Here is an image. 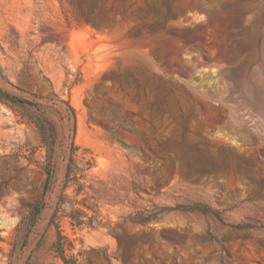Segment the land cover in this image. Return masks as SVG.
I'll return each instance as SVG.
<instances>
[{
  "label": "rangeland",
  "instance_id": "374dc122",
  "mask_svg": "<svg viewBox=\"0 0 264 264\" xmlns=\"http://www.w3.org/2000/svg\"><path fill=\"white\" fill-rule=\"evenodd\" d=\"M0 88V264H264V0H0Z\"/></svg>",
  "mask_w": 264,
  "mask_h": 264
},
{
  "label": "trees",
  "instance_id": "16d2710c",
  "mask_svg": "<svg viewBox=\"0 0 264 264\" xmlns=\"http://www.w3.org/2000/svg\"><path fill=\"white\" fill-rule=\"evenodd\" d=\"M168 14H169V8H168V6H166V15H168ZM163 28L164 27L157 28L156 31H161V30H163ZM0 100L4 101V102H18L21 104L33 105V103L31 101L26 100L24 98L16 97V96L4 91L2 88H0ZM65 104L67 105V107L70 110V112L72 113V115H74V110L71 107V105L69 104V102L66 101ZM75 150H76V148L72 149L71 155L69 157V160H68V163L66 166V171H65V176H64V188H66L69 185V182L71 181L70 177L72 175V165H73V161H74ZM50 180H51V171L47 170L46 178H45L44 186H43V190H42L41 199L36 204H34L32 206L30 213H29V216H28L27 221H26L27 224L29 225V227L34 224V222L38 218V214L44 208L43 196L49 188ZM76 185H78V184L76 183ZM82 191H83V189L80 187L75 189L76 194H81ZM61 203H62V198L60 197L58 199V202H57L58 207L61 205ZM58 207H56L55 211L53 212V214L50 218V223H52L53 219L56 217ZM78 214H79V210L77 208H73L71 210V212L64 214V216H67L68 218H70L72 225L81 226L82 224H84V222L78 218ZM58 247H59L60 258L64 264H76L75 258H71V261H70L66 257V255H65V244L61 241L60 237L58 239Z\"/></svg>",
  "mask_w": 264,
  "mask_h": 264
}]
</instances>
